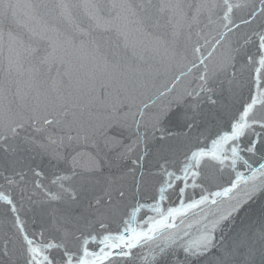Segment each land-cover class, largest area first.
<instances>
[{"label": "snow or ice", "instance_id": "6c2138e0", "mask_svg": "<svg viewBox=\"0 0 264 264\" xmlns=\"http://www.w3.org/2000/svg\"><path fill=\"white\" fill-rule=\"evenodd\" d=\"M135 259L264 264V0H0V264Z\"/></svg>", "mask_w": 264, "mask_h": 264}, {"label": "water", "instance_id": "95a60500", "mask_svg": "<svg viewBox=\"0 0 264 264\" xmlns=\"http://www.w3.org/2000/svg\"><path fill=\"white\" fill-rule=\"evenodd\" d=\"M239 15H243V12H238ZM182 71H186V68H184L183 65H177L174 68H172L171 70H169V72L167 73V75L163 78L164 80H170L173 76L178 75L180 72ZM184 83V80L181 81V85ZM181 85H178V87H180ZM147 95L149 96H154L155 93L154 92H149ZM248 99V89L245 87L242 90V95L240 96L239 99H236L233 103V99L229 96H225L224 98H222L221 103L223 105H225L226 107H228L230 110H235V108L239 107L240 103L242 100H247ZM227 119L225 118L224 120L219 121L218 123H211L208 125V135H211L212 133H214L216 131V129L219 128H223L227 125ZM254 167H258V164H255ZM209 177L215 176L217 175L215 170L211 167V165L208 166V168L206 169ZM228 176L227 174H225L224 176V182H227ZM137 198L139 199V194H137ZM198 198V196H197ZM143 199L145 201H150L151 200V193L150 192H146ZM173 200L175 201V197H173ZM129 204L132 203L131 200L128 201ZM173 207L178 206V202L172 203ZM163 211H167V208L165 207L164 209H162ZM151 215L157 216V213H150ZM32 213H29V216H31ZM39 219V217H38ZM197 219L196 217H193L191 214H189L188 217L185 218V224L182 226L184 229H186L190 235L188 237H186V239L191 240V241H195L198 239V235L200 232V228L197 226ZM179 220L180 217L177 218V224L179 225ZM118 224V220L113 221V227H115ZM191 225V227H189ZM163 242V241H160ZM145 255L148 254V250L145 249ZM129 264H143L142 260L140 259H135L129 262Z\"/></svg>", "mask_w": 264, "mask_h": 264}]
</instances>
